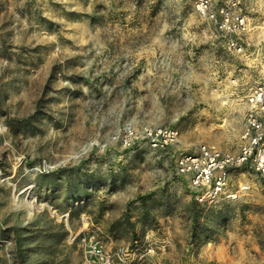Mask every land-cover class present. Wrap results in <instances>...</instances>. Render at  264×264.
Masks as SVG:
<instances>
[{
  "label": "rangeland",
  "instance_id": "rangeland-1",
  "mask_svg": "<svg viewBox=\"0 0 264 264\" xmlns=\"http://www.w3.org/2000/svg\"><path fill=\"white\" fill-rule=\"evenodd\" d=\"M240 4L233 48L192 0H0V264H264L258 176L206 199L173 170L240 148L264 0Z\"/></svg>",
  "mask_w": 264,
  "mask_h": 264
},
{
  "label": "built area",
  "instance_id": "built-area-1",
  "mask_svg": "<svg viewBox=\"0 0 264 264\" xmlns=\"http://www.w3.org/2000/svg\"><path fill=\"white\" fill-rule=\"evenodd\" d=\"M192 1L199 16L212 24L233 48L239 46L237 38L250 31L249 19L240 0ZM250 104L237 153L203 143L195 151L179 153L174 160V174L200 191L206 199L221 194L231 170L238 167L254 172L264 188V82L250 96ZM147 135L156 149L165 150L177 141V132L172 129L158 128Z\"/></svg>",
  "mask_w": 264,
  "mask_h": 264
}]
</instances>
